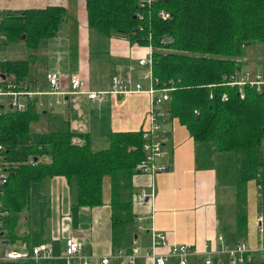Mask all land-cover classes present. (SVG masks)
Instances as JSON below:
<instances>
[{"label": "trees", "instance_id": "trees-1", "mask_svg": "<svg viewBox=\"0 0 264 264\" xmlns=\"http://www.w3.org/2000/svg\"><path fill=\"white\" fill-rule=\"evenodd\" d=\"M83 8L88 28L151 46L153 85L172 88L169 117L176 116L190 133L197 167L220 164L232 169L236 231L238 239L246 240L250 181L260 191L257 206L264 224V92L246 86L240 96L238 88L226 81L246 64L244 54L250 47L260 43L264 55V0H154L144 9L138 0H83ZM160 10L169 16L162 18ZM66 16V9L59 5L0 11V30L8 41L25 32L27 46L37 48L56 37ZM29 62L7 60L0 66L23 79ZM34 100L25 111L8 110L0 119V144L11 164L1 197L0 212L5 214L0 216V239L10 244L25 241L27 236L17 229L18 214L29 206L34 182L55 176L67 182L75 179L76 205L93 208L103 203V179L109 177L113 249L129 253L138 234L132 176L143 157L141 131L111 132L109 147L93 150L89 136L70 129L64 119L57 120L54 128L32 131V124L50 111L39 109ZM197 262L193 259L188 264ZM0 264L59 262L0 259Z\"/></svg>", "mask_w": 264, "mask_h": 264}, {"label": "crops", "instance_id": "crops-1", "mask_svg": "<svg viewBox=\"0 0 264 264\" xmlns=\"http://www.w3.org/2000/svg\"><path fill=\"white\" fill-rule=\"evenodd\" d=\"M52 5L62 6L67 11L71 6L75 7V2L0 0V11L39 9ZM70 19H73V24H70L67 15L56 37L49 40L55 42V60L65 66L61 73L58 70L63 91L69 89L68 77L73 73H78L87 89L92 91L109 90L114 76L120 79L130 77L133 84L140 83L143 89L149 88L153 83L148 78L149 68L139 64V59L149 56V47L132 43L124 35H102L88 28L84 21L83 0L76 1ZM56 100L61 103L49 110L55 111V118L64 119L73 131L87 134L93 150L108 148L111 132L141 131L147 123L146 93L123 96L105 93L96 100H90L84 94H60ZM166 128L169 133L163 143L160 161L168 169L154 175L137 172L132 176V210L141 217L140 223L146 229L138 231L136 243L139 250L133 264H154L147 254L153 247L157 253L168 252L166 246H153L152 232L165 234L168 243L191 245L199 252L208 248L206 243L218 246V235L223 236L226 246H233L239 240L234 180H221L217 165L207 169L197 167L194 141L178 118L167 122ZM224 172L225 178L231 174L229 170L224 169ZM46 179L51 183L48 188L50 215L44 216L45 230L41 231V240L35 246L48 245L53 255L58 257L59 264H63L59 256L64 250L65 239L74 237L83 242V252L89 263L101 264V257L115 253L111 240L109 177L103 179V203L93 208L76 205L75 179L70 182L61 176ZM142 191L153 194V197L142 198ZM255 222L257 226L255 215L248 209L246 240L251 244L255 242ZM18 232L27 236L23 242L32 247L28 229ZM116 262L112 260L109 264ZM167 264L178 262L170 257Z\"/></svg>", "mask_w": 264, "mask_h": 264}, {"label": "built area", "instance_id": "built-area-1", "mask_svg": "<svg viewBox=\"0 0 264 264\" xmlns=\"http://www.w3.org/2000/svg\"><path fill=\"white\" fill-rule=\"evenodd\" d=\"M154 0H138V5L141 9L150 7ZM159 15L162 18L168 17L165 10H160ZM8 41V35L0 30V44ZM149 56L139 59V64L152 68L151 52L149 47ZM149 78L152 81V74L149 70ZM61 76L58 71H47L45 73V80L47 89L42 91L35 81H29L28 78L19 79L13 73H7L0 66V119L5 111L23 112L27 109L31 101L37 100L35 103L40 109H52L55 105L61 103L59 100H49L45 106L41 100V95L58 96L65 95H81L84 94L90 100H96L105 93L113 95H126L135 93H146L148 96V109L146 126L141 130L142 144L141 149L143 157L136 165L138 173L154 175L159 172H164L168 169L167 165L160 160L163 156V143L166 140L168 130L166 123L170 122L172 118L169 117L168 104L170 101L171 87H155L153 83L148 89H143L140 83L131 81L130 77L127 79H120L114 76L111 79V87L107 91H92L87 89L85 81L78 73H73L68 77L67 91L61 89ZM226 84L236 86L238 94L244 95L243 88L250 87L256 92H264V76L261 71L249 69H241L234 71L227 79ZM211 98V95L209 96ZM10 161L6 158L5 148L0 144V204L1 197L4 195V186L9 180L10 175ZM143 198H151L153 194L148 195L142 191ZM5 214L0 212V216ZM138 221L137 230L144 231L145 227L140 223L142 220L140 216H136ZM258 237L255 238L254 244L247 240H238L233 246H226L222 235L216 237L219 245L215 246L212 242L206 243L207 249L203 252L197 251L194 246L181 243H168L165 234L161 232H152L153 246L162 245L168 247L166 254L157 253L153 247L148 252V257H151L154 264H167L170 257L177 259L178 264H188L190 260L203 259L205 264H251L256 261L264 262V226L262 224V217L257 218ZM22 243V242H21ZM83 242L74 237L65 239V247L59 258L64 261V264H90L88 257L83 252ZM139 245L133 244L132 251L126 253L124 249L120 248L117 252L110 256H103L100 259L101 264H109L110 261L116 260L126 264H133L137 258ZM57 259L54 256L52 249L45 244L28 247L22 245L20 248L5 247L0 259L4 260H21V259Z\"/></svg>", "mask_w": 264, "mask_h": 264}, {"label": "rangeland", "instance_id": "rangeland-1", "mask_svg": "<svg viewBox=\"0 0 264 264\" xmlns=\"http://www.w3.org/2000/svg\"><path fill=\"white\" fill-rule=\"evenodd\" d=\"M73 1L75 2V7L71 6L69 10L67 9V15L69 17L70 24H73V19H70V15L73 13V10L76 8V1L78 2V0H73ZM74 16L77 17V14L75 13ZM84 21H85V17H84ZM85 24H86V21H85ZM62 27L65 28V24H63ZM22 36H24L23 39H21ZM25 37H26V33L21 32L18 36H13V38L10 39L9 41L5 42L4 44H0V62L7 61V60L29 59L30 61L29 62V73L27 74L26 78H28L29 81H35L38 87L42 91H44L45 89H47L45 73L47 71H54V70H51L52 68L57 69V71L59 70V72L61 73L65 66L60 61L55 60V50H54L55 42H53V40L49 42L48 46L47 44L45 45L41 44V46L37 48H29L27 46ZM261 46L262 45L260 43H256V45L248 49L247 53L244 54L245 58H248V60L247 61L244 60L246 64H242V69L251 68L253 70L255 69V70L263 71L264 55H263ZM100 47H103V46L101 45ZM144 47L147 48L150 46L145 45ZM149 70L151 71V68H149ZM149 76L150 75H148V78ZM40 98L46 106L49 100L54 101L56 100L57 96L41 95ZM35 101L37 102V100ZM168 107H169V104H168ZM44 109H47V108H44ZM49 112L47 114H43L37 122L32 124V128H31L32 131H43L48 128H54L55 126H57V122H58L57 120L59 119L55 118L54 116L55 111L51 110ZM175 118L177 117L175 116ZM217 167L219 170L218 173H219L221 180H232V179L234 180V175L232 173L230 175L228 174L226 178L224 177L226 174L224 172V169L227 170L226 167H224L223 165L220 166V164H217ZM231 170L232 169H230V171ZM50 184L51 183L49 179L42 180L37 183L34 182L31 186L29 206H27L22 212L18 214L17 229L19 231H25V232H26V229H28L32 247L35 246L38 240L39 241L41 240V236H40L42 234L41 231L45 230L44 216L47 215L48 217L50 215L49 207H50L51 201H50V195L48 192V188ZM141 197L143 198L144 196H141ZM246 198H247V209H250L252 211V213L255 215V221H256V219L260 216L258 206H257L258 201L260 200V191H259L258 186L254 183V181H250L247 184ZM28 217H30L29 224L26 227V224L28 223L27 221ZM135 224L137 227L138 225L137 219H135ZM258 235H259L258 229H257L256 222H255V238L258 237ZM136 240L137 238L136 239L134 238V242H133L134 244L136 243ZM4 241H7V240L0 239V256L2 255L3 250L5 251L6 246H8L9 248H20L22 245L27 246L25 242L20 243V244L16 243L20 240H17L13 244H10L8 241L7 243H4ZM39 245H36V246H39ZM197 261H198L197 262L198 264H205L203 259L202 260L199 259ZM62 262L64 264V261Z\"/></svg>", "mask_w": 264, "mask_h": 264}, {"label": "water", "instance_id": "water-1", "mask_svg": "<svg viewBox=\"0 0 264 264\" xmlns=\"http://www.w3.org/2000/svg\"><path fill=\"white\" fill-rule=\"evenodd\" d=\"M23 38H24V36L21 37V39H23ZM46 112H47L46 110L43 111V113H46ZM136 237H137V235L135 234L134 238L136 239ZM4 243H7V241H4Z\"/></svg>", "mask_w": 264, "mask_h": 264}]
</instances>
